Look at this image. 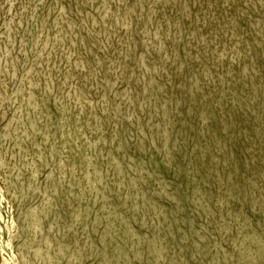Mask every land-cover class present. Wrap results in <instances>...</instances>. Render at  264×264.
I'll return each instance as SVG.
<instances>
[{
    "label": "rangeland",
    "instance_id": "374dc122",
    "mask_svg": "<svg viewBox=\"0 0 264 264\" xmlns=\"http://www.w3.org/2000/svg\"><path fill=\"white\" fill-rule=\"evenodd\" d=\"M0 264H264V0H0Z\"/></svg>",
    "mask_w": 264,
    "mask_h": 264
}]
</instances>
